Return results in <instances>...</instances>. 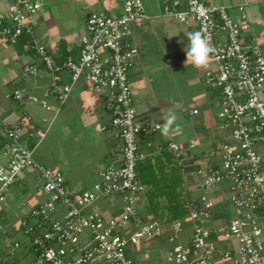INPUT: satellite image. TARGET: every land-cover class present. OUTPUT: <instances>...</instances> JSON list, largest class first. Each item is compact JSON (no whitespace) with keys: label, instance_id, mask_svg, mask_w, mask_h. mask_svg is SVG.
<instances>
[{"label":"built area","instance_id":"2783aa9c","mask_svg":"<svg viewBox=\"0 0 264 264\" xmlns=\"http://www.w3.org/2000/svg\"><path fill=\"white\" fill-rule=\"evenodd\" d=\"M119 14L90 13L80 39L78 57L56 58L35 40V27L46 0H0V37L23 46L36 62L23 72L50 75V92L63 105L74 86L84 82L96 93L109 114L102 131H116L122 142L118 164L99 172L89 189L71 192L64 174L36 162L34 149L22 142L23 132L44 138L46 131L31 117L15 122L0 121V202L7 190L19 182L30 168L39 171V190L48 199L33 208L21 222L24 240L7 244L0 251V264H139L130 247L163 235L160 219L145 220L138 210V198L148 190L138 173L143 155L138 136L160 129L150 120L139 121L134 105L129 72L137 63L140 48L134 30L148 18L141 0H120ZM164 16L181 23H195L214 46L213 65L203 81L209 95L217 98L222 140L211 155L221 157L218 165L199 171L202 188L213 190L230 183L228 202L238 213L220 224L217 203L207 194L195 200L189 217L192 236L181 241L182 219L172 221L166 240L173 245L168 259L175 264H264V54L250 24L235 22L225 7H213L207 0H172L164 6ZM70 82H64V75ZM24 90L14 93L23 100ZM31 98V97H30ZM46 109L51 105L42 100ZM198 115V110H191ZM167 148L176 165L187 168L184 149L175 142ZM3 159V162H1ZM117 200L119 215L107 216L92 210L105 200ZM24 249L25 253L20 250ZM20 260V261H19Z\"/></svg>","mask_w":264,"mask_h":264},{"label":"crops","instance_id":"0c3cea01","mask_svg":"<svg viewBox=\"0 0 264 264\" xmlns=\"http://www.w3.org/2000/svg\"><path fill=\"white\" fill-rule=\"evenodd\" d=\"M141 1L148 18L134 30L133 40L140 48V56L129 72L138 120L148 119L162 125L165 114L174 110L180 127L168 137L162 136L160 129L141 133L138 136L139 152L143 160L168 149L169 142L178 143L186 155L187 168L181 171L184 190L189 196V210L205 193L218 205L220 220L215 224H220L238 213L228 202L230 183L205 190L202 188L203 178L198 173L221 162L218 153L211 155L222 140L217 116L219 104L217 98L209 95L203 81L206 70L213 63L210 61L202 70L191 64L186 66L187 33L200 30L195 23H181L164 16V6L172 0ZM182 2L186 6L188 0ZM207 4L225 7L235 22L249 23L247 36L253 35L257 39L264 54V0H207ZM0 7L4 8V5ZM120 8V0H46L35 27V40L61 61L68 56L78 57L87 16L93 12L115 15L119 14ZM33 62L36 59L25 50L23 42L12 45L0 37V121L15 122L31 117L46 131L42 139L26 132L22 134V142L34 149L36 162L61 170L71 192L85 191L97 182L100 171L119 163L120 137L116 131L101 130L102 125L109 123L110 116L104 110L101 98L84 82L76 84L68 100L59 105L50 92L47 72L36 76L24 74V66ZM64 82H70L68 73L64 75ZM18 90L25 91L21 101L14 98ZM42 100L52 108H44ZM191 110H198L199 114L191 115ZM39 185V171L27 169L19 182L7 190L5 200L0 202L1 252H6L7 244L24 240L20 231L22 220L48 199L39 190ZM91 208L107 216H117L122 205L111 199L99 201ZM138 210L145 220H162L165 232L130 247L131 256L141 264V247H137L152 244L159 251L161 245L169 243L166 236L174 219H170L166 209L157 213L151 210L147 191L138 198ZM182 221L184 231L180 240L187 242L192 236L193 223L189 215ZM20 252L23 254L25 250Z\"/></svg>","mask_w":264,"mask_h":264},{"label":"trees","instance_id":"16d2710c","mask_svg":"<svg viewBox=\"0 0 264 264\" xmlns=\"http://www.w3.org/2000/svg\"><path fill=\"white\" fill-rule=\"evenodd\" d=\"M141 181L146 184L150 208L154 213L166 209L170 219H183L189 213V196L184 190V177L172 152L162 150L138 164Z\"/></svg>","mask_w":264,"mask_h":264},{"label":"clouds","instance_id":"9594fccd","mask_svg":"<svg viewBox=\"0 0 264 264\" xmlns=\"http://www.w3.org/2000/svg\"><path fill=\"white\" fill-rule=\"evenodd\" d=\"M188 45L185 48L186 66L191 64L198 70L206 69L214 53V46L206 34L201 31L189 32ZM179 117L174 110H169L164 116V123L160 125L161 135L168 137L180 127L178 123Z\"/></svg>","mask_w":264,"mask_h":264},{"label":"rangeland","instance_id":"374dc122","mask_svg":"<svg viewBox=\"0 0 264 264\" xmlns=\"http://www.w3.org/2000/svg\"><path fill=\"white\" fill-rule=\"evenodd\" d=\"M262 96H264V89L262 90ZM172 246L173 245L165 242L163 245H161V247H159V251H158L157 248L154 247L152 244L139 245L137 249L141 247L140 256L142 259L141 258L140 259L143 260L142 262L140 261L141 264H175L174 262L168 259V253H169L170 247ZM21 264H28V260L27 259L23 260Z\"/></svg>","mask_w":264,"mask_h":264}]
</instances>
